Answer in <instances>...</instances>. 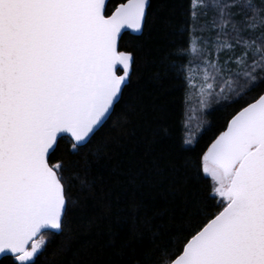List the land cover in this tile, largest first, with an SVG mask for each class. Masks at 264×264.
Listing matches in <instances>:
<instances>
[{
    "label": "snow or ice",
    "instance_id": "snow-or-ice-1",
    "mask_svg": "<svg viewBox=\"0 0 264 264\" xmlns=\"http://www.w3.org/2000/svg\"><path fill=\"white\" fill-rule=\"evenodd\" d=\"M109 2L0 0V264H37L45 232L63 234L79 207L73 179L93 187L89 157L146 121L142 73L161 96L171 79L194 87L193 58L202 110L238 107L200 151L198 138L168 143L166 125L143 129L155 174L171 179L151 227L165 239L145 250L142 233H113L106 264H264V0Z\"/></svg>",
    "mask_w": 264,
    "mask_h": 264
},
{
    "label": "trees",
    "instance_id": "trees-1",
    "mask_svg": "<svg viewBox=\"0 0 264 264\" xmlns=\"http://www.w3.org/2000/svg\"><path fill=\"white\" fill-rule=\"evenodd\" d=\"M120 2L122 0H110L109 10ZM150 75L149 71H144L141 81L146 121L142 124L134 122L129 132L134 131L135 136L125 135L122 145L114 147L101 162L89 157L92 164L87 179L94 182L93 187L82 190L80 180L73 179L71 194L78 197L79 207L73 212L69 228L63 234L49 236L45 232L49 243L37 264H106L109 254L105 243L116 232L122 236H127L133 229L137 235L142 233L145 250L165 239L153 241L151 227L161 222L158 214L171 205L172 184L170 178L155 174L152 168L154 157L146 154L144 147L143 129L166 125L171 130L172 139L168 142L171 144H178L181 136L189 138L187 127H183L189 87L186 88L180 79H171L166 82L161 96L150 81ZM163 101L166 103L162 104ZM212 105L206 108L205 122L195 129L192 137L199 139L197 151L223 130L226 119L230 118L229 113L238 107L223 108L215 102ZM66 147L69 145L61 141V148ZM161 150L167 151L168 145L160 146L157 153ZM80 163L83 165L84 160ZM79 175L84 178L82 169ZM133 203L138 210L129 215L133 212Z\"/></svg>",
    "mask_w": 264,
    "mask_h": 264
},
{
    "label": "rangeland",
    "instance_id": "rangeland-1",
    "mask_svg": "<svg viewBox=\"0 0 264 264\" xmlns=\"http://www.w3.org/2000/svg\"><path fill=\"white\" fill-rule=\"evenodd\" d=\"M189 77L194 83V87H189L188 91V99H187V107H186V123H187V136L192 138L195 129L200 128L201 125L205 122V110L200 103L201 99H205L201 96L199 92V87L203 81V66L198 63V61L193 58L192 67L189 71ZM213 99L211 103H214ZM209 103L207 99H205V104ZM197 136V135H196ZM195 136V137H196ZM46 239L48 238L47 234H45Z\"/></svg>",
    "mask_w": 264,
    "mask_h": 264
}]
</instances>
